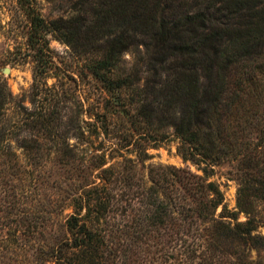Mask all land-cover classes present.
Returning <instances> with one entry per match:
<instances>
[{
	"label": "trees",
	"instance_id": "obj_1",
	"mask_svg": "<svg viewBox=\"0 0 264 264\" xmlns=\"http://www.w3.org/2000/svg\"><path fill=\"white\" fill-rule=\"evenodd\" d=\"M100 1L81 0L86 16L46 22V29H54L70 46L83 33L86 43L96 37L106 39L100 46L102 56L91 63L92 73L100 79L121 53L137 45L146 47L154 71L153 112L160 123L166 120L174 127L183 157L202 162L229 155L223 148L244 131L263 96L264 76L258 69H264V0H180L178 4L168 0L155 6L150 0ZM39 31L33 36L38 42L43 38ZM53 68L57 66L49 54L36 58L35 90L41 92L39 79ZM233 71L236 76L230 82ZM49 91V103L32 114V122L51 134L57 113L50 106L59 92ZM9 104L10 94L0 86V202L7 194L11 197L10 177L19 168L8 130L27 125L22 119L2 123ZM142 111H149L147 105ZM255 111L259 124L263 114ZM236 154L248 156L243 151ZM173 171L171 184H153L147 194L142 193L149 214L133 221L119 217L122 194L108 184L80 194L74 200V213L61 224L63 232L53 239L50 228L42 264H254L238 251L227 253L225 246L236 244L243 250L261 246L264 238L254 235L255 220L235 225L216 220L212 216L224 201L218 186L202 184L201 177L190 174L181 179ZM259 183L249 190L264 201V178ZM243 190L239 189L238 208L246 213L249 202ZM8 214L0 204V218Z\"/></svg>",
	"mask_w": 264,
	"mask_h": 264
},
{
	"label": "rangeland",
	"instance_id": "obj_2",
	"mask_svg": "<svg viewBox=\"0 0 264 264\" xmlns=\"http://www.w3.org/2000/svg\"><path fill=\"white\" fill-rule=\"evenodd\" d=\"M167 1L150 0L152 6ZM80 2L0 0V86L10 94L2 123L27 122L19 127L22 129L8 130L19 171L10 177L11 197L7 194L0 202L9 213L0 218V264H42L50 228L53 239L62 233L61 224L75 211L74 200L96 185L108 184L114 193L122 194L119 217L133 221L148 215L142 193L153 184H171L173 170L181 179L195 175L202 178V184H216L224 201L212 217L232 225L255 220L254 235L264 238V201L249 190L254 184L261 185L259 180L264 178V83L250 123L247 120L244 131L222 147L229 155L202 162L186 160L179 151L174 127L166 120L160 123L153 112L154 71L146 47L137 45L121 53L110 69L102 71L100 79L92 73L91 63L102 56L100 46H105L106 39L96 37L86 43L83 33L70 46L54 29H46V22L86 16ZM96 2L101 1L90 0ZM36 29L43 35L39 42L33 37ZM83 44L88 45L84 48ZM44 53L52 57L57 68L39 79L41 93L35 90L34 69L36 58ZM258 70L264 76V69ZM235 76L233 71L229 81ZM49 89L59 92V99H53L50 106L57 113L51 134L32 122V114L49 103ZM145 105L147 112L142 111ZM255 110L263 114L259 124ZM240 151L248 156H237ZM123 184L129 185L124 188ZM241 187L249 202L246 213L238 208ZM227 244V253L238 251L246 261L264 264V243L250 250Z\"/></svg>",
	"mask_w": 264,
	"mask_h": 264
}]
</instances>
